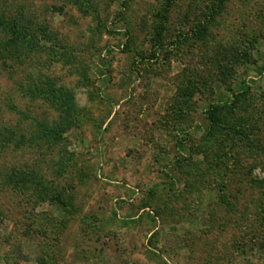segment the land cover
<instances>
[{
  "label": "rangeland",
  "instance_id": "rangeland-1",
  "mask_svg": "<svg viewBox=\"0 0 264 264\" xmlns=\"http://www.w3.org/2000/svg\"><path fill=\"white\" fill-rule=\"evenodd\" d=\"M13 2L0 264H264V0Z\"/></svg>",
  "mask_w": 264,
  "mask_h": 264
},
{
  "label": "trees",
  "instance_id": "trees-1",
  "mask_svg": "<svg viewBox=\"0 0 264 264\" xmlns=\"http://www.w3.org/2000/svg\"><path fill=\"white\" fill-rule=\"evenodd\" d=\"M172 0H169V4L167 7L169 8ZM224 0H221L220 3H218V6L214 8V13L216 12L217 8H220ZM13 0H0V59L3 61L4 64L12 62L13 64H16V60L19 61H24L26 59L28 53L32 51L34 48V44L37 42L36 38L31 37V32L36 33L35 30H39L42 35V27L43 23L36 22V19L33 18V16H29L28 18H25L24 14V8L23 7H18L19 10L14 14L11 15L10 11L14 10L15 7ZM167 9V8H166ZM210 23V22H209ZM207 23V24H209ZM23 24H30L35 30H30L26 36H29L28 42H31V46L28 44H25V42L20 41L22 36H20V33L23 31V33H27V27L26 25ZM38 27V28H37ZM163 29V26L159 27V31L157 32V40L156 43L160 44L161 40V35L162 32L161 30ZM204 31H205V26L201 27V30L198 31L197 33L195 32L196 35H198L199 38L204 37ZM3 33L11 35V39H7L4 42V39L2 41L1 36H3ZM16 58V59H15ZM7 65V64H6ZM39 82V81H32V86L33 83ZM41 84V82H39ZM38 88V89H35ZM46 88H43L42 86H37L33 88V93L38 94V95H48V91H44ZM66 104L68 105L66 109L67 110V117L70 118V109H74L75 106L72 103V99L69 96H66L64 98ZM227 105H212L210 109L207 112V118L209 121V125L211 128H214L215 126L220 125L221 123V116H222V110L224 109ZM76 120V119H75ZM19 181H24L22 178H18ZM13 184H17V182H13Z\"/></svg>",
  "mask_w": 264,
  "mask_h": 264
}]
</instances>
